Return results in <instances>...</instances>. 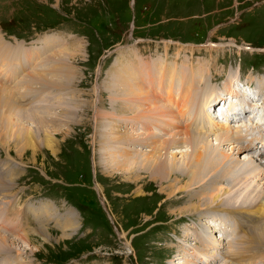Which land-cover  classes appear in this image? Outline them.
<instances>
[{"label": "rangeland", "instance_id": "obj_1", "mask_svg": "<svg viewBox=\"0 0 264 264\" xmlns=\"http://www.w3.org/2000/svg\"><path fill=\"white\" fill-rule=\"evenodd\" d=\"M0 21L12 33L25 35L27 39L37 36L33 31L41 33L50 27L55 28L46 31L62 35L59 39L53 34H45L26 44L28 47L23 42H16L13 48H6L4 52L6 60L13 49L28 54L35 52L37 57L35 53L28 57L33 60L26 61L29 64L19 80L14 73L13 79L10 78L14 84L4 83L3 73H0L1 91L14 97L6 108L0 102V109L3 108L4 115L20 112L11 131L7 130L6 118L0 115V182L6 181L8 185L0 188V206L16 205L10 211L0 209V226L10 225L7 231L0 229V235L19 240L13 246L7 242L11 247H8L9 251H0V264H192V259H197L196 255L192 256L195 249L209 251L210 245L200 246L193 240L206 229L199 218L200 212L195 214L196 217L179 213L183 208L191 207L190 202L197 203L198 198L185 202L187 190L168 195L171 192L168 187L184 175L175 172L167 182L159 185L151 179L150 172L138 169L137 180L136 176L119 168L120 160L129 161L130 158L119 157L124 147L131 146L135 155L150 150L146 146H136L135 151L133 143L142 140L145 135L141 132L146 130L141 128L140 121L133 124L132 118L141 115L138 110L146 106L141 107L133 94L123 97L121 90L131 85L124 84L122 79L130 77L126 83H133L134 79L143 81L139 87H143L142 93L149 92L153 101L160 104L159 96L164 97L167 91V80L163 78L164 85L161 78L162 69L167 74L172 69L189 74L194 68L198 73L195 85L216 91V84L226 83L228 74L233 71L236 75L242 74L237 75L236 88L240 82H247L244 88L238 87V91L254 90L253 93L258 92L264 99V91L259 92L256 84H251L257 83L254 81L257 78H264V0H0ZM208 33L217 42L230 44L218 48L219 43L209 41L206 45L209 51L198 49L203 47ZM160 36L199 45L190 46L196 48L189 49L186 57L181 55L183 46L187 45L182 42L178 43L180 47L169 46L170 42L166 46L134 44L133 48L124 49L125 52L109 54L112 48H118L125 41ZM3 42L8 41L0 34V44ZM238 44L248 48L241 49ZM134 48L140 49L141 55L149 61L143 60L137 51L126 53ZM62 50L64 56L57 55ZM128 56L133 59L126 61ZM199 71L203 79H199ZM42 72L47 80L42 79L40 83L34 77ZM159 84L164 88H159ZM226 87L224 84L222 89L226 90ZM180 88L177 84L176 89ZM239 95L242 97L241 93ZM173 97L172 101L181 103L178 96ZM151 105L159 107L153 102ZM196 109L195 106L192 111L196 113ZM259 112V118L253 119V114H246L234 124L229 123L232 124L229 131L238 129L234 126L239 122L248 127L254 122L262 124L264 110ZM37 117L39 121H36ZM203 127V130L207 128ZM256 131L259 130L256 128ZM19 132L22 133L18 138ZM123 136L128 140L122 142ZM215 138L206 137L212 144L216 142ZM234 142L237 145L235 138ZM184 145L169 151L167 156L176 154L172 153L176 150L191 153V146ZM232 146V141L223 143L218 152L251 159L264 169V165L250 154L257 146L252 150L242 149L240 153H233ZM176 156L183 159L181 153ZM255 180L250 184L264 190V177ZM221 186L230 187L228 182ZM47 205L48 213L40 211V215L34 216L40 206ZM203 208L201 214H206L205 217L210 218V213L215 215L217 220L212 222L216 225H220V221L231 222L225 208ZM16 209L23 211V215L18 217ZM253 223L264 226V219L255 218ZM239 224L236 221L225 231L206 229L205 236H210L213 242L208 241V237L207 241L211 246L215 243L219 246L212 251L219 256L213 264L229 261L227 252L237 247V239L249 240L241 231L243 225L239 228ZM37 227L43 229L42 234L36 233ZM243 264H264V249L257 253L256 260Z\"/></svg>", "mask_w": 264, "mask_h": 264}, {"label": "bare ground", "instance_id": "obj_2", "mask_svg": "<svg viewBox=\"0 0 264 264\" xmlns=\"http://www.w3.org/2000/svg\"><path fill=\"white\" fill-rule=\"evenodd\" d=\"M231 40H233V39H231ZM229 44L230 43H225V44L219 43L217 45V47L218 48H222V47L224 48V46H227ZM211 45H215V44H211ZM11 46H12V44H10L9 42H3V45L0 44V73H3L2 77H3L4 83L5 82H10V83L13 82V84H14L15 81H13V80L10 81V78L13 79L14 73H17L18 80L20 79V77H23L22 71L29 64L26 61L33 60V59L28 58V57L34 55L35 52L34 53L30 52V54H28V53H26V51L23 52L21 50L19 52L16 49H13L12 51L9 52L10 57L6 60L4 52H5L6 48H10ZM237 46H239V45H237ZM240 47L243 48V46H240ZM12 48H13V46H12ZM59 54H63V56H64V54H65L64 50L60 51L57 55H59ZM35 57H37L36 53H35ZM23 60H24V62H22ZM59 60H60V58H59ZM54 65H55V62H54ZM61 65H64V64L62 63ZM190 65L192 66V64H190ZM192 67H194V66H192ZM50 70H54V69H50ZM47 71H49V70H47ZM59 72H61V71H59ZM188 72H189V69H188ZM161 73H162V77H161L162 82H163V78H165L167 80L166 81L167 82V91L165 92L164 97L159 96L160 101H161L160 104H157L156 102H154L152 99L153 98L152 94L150 95V93L149 92L147 93V91H146L147 94L144 92V94H146V95L143 96L144 95L142 93L143 87L139 88L141 86L140 84H144L143 81L140 82L139 79L138 80L134 79L133 80L134 82L132 81L133 83H131V82L126 83L129 81L130 77L126 78V79L125 78L122 79L123 80L122 82H125L124 84H130L131 85L128 88H126V86L123 83H121V86L123 84L125 86L124 88H126V89H122L123 87L120 86L122 89L121 91H123V97L127 96V95L129 96L130 94H133L132 97L134 98V100L138 101V104L141 105V107L146 106L145 108H141L138 110L139 111L138 113H140L141 115H138V116L136 115L134 118H132L133 124L140 121L142 124L141 128L148 132V133H146V131L141 132L145 136H144V138L142 136H139V137H142L143 139L137 138V137L135 138V139H142V140H138L139 142L133 143V145L135 146V151H136V146H140V147L146 146V147L150 148V150H148V152H145V153L139 152L135 155L134 154L135 152L133 153V148H131V146L128 145L130 148L124 147L125 149L121 152L119 157L124 158L125 156L126 157L128 156L130 158H129V161H127L128 159L126 161L120 160L119 164H118L119 168L125 173H129L131 175L136 176L137 180H139V178L137 177L138 176L137 175L138 169L140 171L145 170L146 172H150L152 175L151 179L154 178L153 181H155V183L159 182V185H161L164 181L167 182L170 179V176L173 175L175 172L184 175L185 176L184 178H179V180H176L174 182L173 186L168 187V189L171 190V192L168 195H171V194L173 195V193H175L177 191L187 190V192H186L187 196L184 197V199L186 200V201L184 200L185 202H190L192 200L194 201V199H197V198H198V200H197V203L190 202L191 207H189L187 210H186V208H183V210L179 211V213L180 214L184 213V212L186 214L190 213L191 217H194L195 214L200 212L201 217H199V216L198 217L200 218L201 223L204 225V227L208 231L211 228V229H214L215 231L218 232V231H225L226 227H221V224L216 225L215 224L216 222L212 223L214 225L213 226L210 222H211V220L212 221L217 220L215 218V215L210 213V210H209V212H207V214L210 213L209 215H212V216H210V218H208V217H205L206 214L202 215L201 211L205 210V208H203V207H207L209 209L225 208V210L228 211V213H229L228 214L229 217L228 216L227 217L230 218V221L233 218V216H235L236 221L241 223V224H239L240 225L239 228H241V225H243L241 231H243L245 233V235L247 236V238L249 239L247 241H244V239L239 238L235 241V242H237V247H233L232 250H228L227 254L229 257H227V259L229 261L226 264H243V263L249 262L251 260H256L257 253H260L261 250L264 249V226L259 225V224L254 225L253 222L255 221V218L262 219V221L264 219V190L258 189L257 186L255 187V186L251 185L250 183L252 181H256L255 178H258V179L262 178L263 179L264 169L259 167L253 161H251V159H247V158H243V159L240 158L239 159V158H235L231 155L229 156L223 152L219 153L218 151L221 148L219 146H221L223 143H228L229 141L230 142L232 141V143H233V146L231 149V150H233V153H235L236 151L238 153H240V152H242V149H247V150L251 149L252 150V148L256 147V146L264 148V127L260 128V126L264 125V122H262V124H260L259 122L258 123L254 122L253 124H251L252 125L251 127L250 126L248 127L247 125H245L246 123L244 125H242L241 122H239V123H236V125L234 126L235 128H238V129L229 131L230 126L232 125L229 123L234 124L235 123L234 119L232 118V121H231V119H230L231 117H227L225 120L219 121L215 116H213V114L210 111L211 106H215L214 105L215 100L218 99L220 92H217L216 90H213V89L197 87L195 85V82L197 81L198 73L194 68H191L189 74L184 70L182 72H179V71L174 72L173 69L170 70L168 74L164 71V69H162ZM238 74L239 73H237V75ZM57 75H59V73ZM228 75L229 76H228V78H226L227 79L226 83L224 82L225 85L227 84V87H226L227 89L224 91H230L229 93H231L232 96H234V95L238 96L239 93H241L245 102H247V104H249V106H251L252 109L254 106H256V107H259V110H264V99H262L261 104H260V102H255V101H253V102H255L254 104H253V102L251 103V99L248 98V94H247L248 89H246L245 93H243L242 91H238V87H240L241 85L238 86L237 88L234 86V83L236 81V78L238 79V76L235 73H233V71L230 72V74H228ZM7 76L9 79H7ZM53 76H54V74H53ZM60 76L58 78H60ZM118 76H120V75L118 74ZM199 76H200L199 79H201L203 77V76H201L200 71H199ZM34 78L38 79L39 82L42 79L47 80V76L43 75V72L37 74V76H35ZM134 78H135V76H134ZM34 81L35 80H33V82ZM204 81H206V80H204ZM254 81H257V83H255V82L254 83L256 84L259 92L264 91V78L263 79L257 78ZM50 83H52V82H50ZM163 84L166 85L164 82H163ZM177 84H178V86L180 85V87H181L179 89L180 91L176 89ZM159 88L163 89L164 87L162 84H159ZM186 88L188 89V92L186 91L187 90ZM193 89L195 92L193 91ZM0 91H1V89H0ZM8 91L13 93V90H8ZM121 94H122V92H121ZM173 95L178 96L177 99L179 101H181V103L177 104L174 101H172V99L174 98ZM156 96H158V95L156 94ZM135 97H136V99H135ZM158 100L159 99L157 98V101ZM13 101H14V97H8L7 95H5L4 91H1L0 102H1V104H4L5 108H6V106H8ZM221 101L218 102L217 105H221ZM231 101L232 102L227 106V108L229 110H231V108H233V106H234L233 100H231ZM152 102L156 105H159V107L153 108V106L151 105ZM165 102H169V103H165ZM176 102H177V100H176ZM226 105H227V103L225 102L224 106H226ZM131 106H133V105H131ZM195 106L197 107L196 113L192 111V108ZM137 107L140 108V106H137ZM177 107H179L180 109H178L175 112ZM130 109L132 111V108H130ZM4 113H5V111L3 110V108L0 109V115L3 114L4 118H6L5 123L7 124L6 125L7 130L11 131V129L13 130V128H15V126H12V125L15 121L16 115H19L20 112L17 111V114L11 113L10 115H4ZM142 113H144V114H142ZM30 117H32V116H30ZM38 118L39 117H37L36 121L40 120ZM2 120H4V119H2ZM6 120H7V122H6ZM206 122H209V125ZM255 124H256V126H254ZM4 125H2V126H4ZM202 125H204V127L206 126L207 128L204 130L201 129ZM127 127H125V128H127ZM242 128H244V130H242ZM256 128L259 131L254 132ZM17 129H21V128L17 127ZM153 129L158 130V131L155 132ZM21 131H23V130H21ZM242 132H245V134L244 133H243L244 135L241 134ZM9 133H11V132H8V134ZM21 133L22 132H19L18 134H16V136L18 138L21 137L20 136ZM110 133H111V131H110ZM23 134H22V136H23ZM29 134H30V132H29ZM106 134L109 135V133H106ZM115 135H117V134H115ZM126 135H127V133H126ZM128 135H130V134H128ZM29 136L32 137V133ZM211 136L216 137L215 138L216 142H214L213 144L211 142H208L206 139V137H211ZM14 137H15V135H14ZM127 138L128 137L123 136L120 139L122 142L123 141L125 142L126 140H128ZM234 138H235V141L237 142V145H235ZM131 143L132 142H130V144ZM181 144H185L184 146H186V145L191 146L192 150L191 149L190 150L192 152L188 153L189 152L188 150H176L175 152H172V153H176V154L181 153V156L183 157V159L182 158L178 159L176 154H172V156H170V157L167 156L169 151H172L173 149L177 148ZM123 145H125V144H123ZM181 147H183V146H181ZM257 152H258V155L260 156V158L264 160V151H261V149H259V151L257 150ZM114 162H116V161H114ZM125 166H127V167H125ZM248 180H250V182H247ZM223 182L224 183L228 182V185H230V187L229 188H223L221 186V185H223ZM6 185H7V182L6 181L4 182L1 180L0 188L3 189L6 187ZM11 186H12V184H11ZM161 191H162V189H161ZM255 194H257V196ZM181 196H183V195H181ZM203 202H204V204H203L204 206L201 205V203H203ZM220 205H222V206H220ZM218 206H220V207H218ZM34 207H36V206H34ZM49 209H50L49 205L44 206V208L40 206V208L37 210V212H35L34 216L37 217V215H40L39 214L40 211L41 212L43 211V213H45L47 211V213H48ZM180 209H181V207H180ZM15 214H17L19 216L23 215V211H19L18 209H16ZM204 217H205V221H206L205 223L202 221V219L204 220ZM38 222L41 223V221H38ZM6 226L8 228V224ZM9 227H10V225H9ZM38 227H40V226H38ZM38 227H37L38 230L36 231V233L42 234L43 229H40ZM7 228H5V230ZM206 229H205V232L204 231L199 232L200 235L197 236L193 240H196L197 244L200 243L199 244L200 246L209 247V245H210L209 251L199 252L198 249H195L192 256L196 255L195 257H197V259L193 258L192 264H203V263L204 264L205 263L206 264H213V263L217 262V259L219 256L214 254L212 251L215 248H219V246H218V243H215L216 241L214 242L215 245L211 246L212 244L208 242V241L213 242V241H211L210 236H207L209 238V240L207 241V237L205 236V233H207L208 231L206 232ZM26 238L24 240H26ZM19 239H22V237L21 238L19 237ZM17 241H19V240L16 238L8 239V237L6 238V236L0 235V251H5V252L7 250L9 251V248L11 246L16 245V243H18ZM7 242H9V244L11 246L7 245ZM240 251H243L242 252L243 254H240L239 253ZM210 252L213 254L210 255ZM8 253H3V254L1 253V255H4V254L6 255ZM238 255H239V258H238ZM176 257L178 258V256H176ZM199 258H201L202 260H200ZM201 261H202V263H201ZM179 264H184V263L180 262Z\"/></svg>", "mask_w": 264, "mask_h": 264}]
</instances>
